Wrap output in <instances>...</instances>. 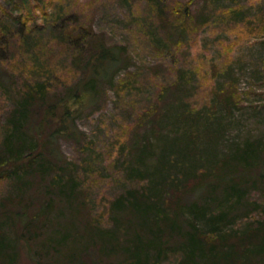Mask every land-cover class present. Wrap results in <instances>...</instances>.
Instances as JSON below:
<instances>
[{
	"label": "rangeland",
	"instance_id": "1",
	"mask_svg": "<svg viewBox=\"0 0 264 264\" xmlns=\"http://www.w3.org/2000/svg\"><path fill=\"white\" fill-rule=\"evenodd\" d=\"M91 35L120 47L121 63L77 113L76 140L59 139L63 163H53L65 170L49 165L23 189L0 179V221L24 207L32 216L54 200L40 232L37 223L0 227L18 251L15 264L126 263L124 242L156 227L138 207L117 219L116 202L125 197L147 207L169 203V216L181 206L179 227L161 235L160 264H207L199 253L186 255L194 228L197 236L231 234L223 246L237 249L231 264H264V251L244 258L248 242L237 240L264 218V184L256 181L264 174V0H0V141L30 84L45 82L48 102L68 99L85 75ZM246 147L250 162L240 157ZM236 169L243 205L232 213L223 198L232 184L220 181ZM59 173L74 183L70 198L47 186ZM207 202L206 219L229 216L209 225L192 209ZM104 234L113 237L106 251ZM63 235L73 254L68 243L51 249Z\"/></svg>",
	"mask_w": 264,
	"mask_h": 264
},
{
	"label": "trees",
	"instance_id": "2",
	"mask_svg": "<svg viewBox=\"0 0 264 264\" xmlns=\"http://www.w3.org/2000/svg\"><path fill=\"white\" fill-rule=\"evenodd\" d=\"M88 47H90L89 52H92V54L82 64L85 75L78 85L69 90L67 93L68 99H57L56 101L48 102L46 97L48 89L46 83L41 81H35L33 84H30L27 91L19 95L20 100H17L15 104V109L6 127L5 135L0 141V179H10L15 185L23 189L24 182H29V180L26 181L28 178H32L33 175L45 176L48 173L46 170H51L55 166L53 161L56 164L61 162L62 155L58 144L60 138L76 140V135L78 134L75 126L77 113H80L87 104H90L94 100V90L98 82L105 81L111 77L116 66L121 63L120 55L122 54V49L120 47H107L101 40L94 39V35H91ZM68 100H72V102ZM240 155L244 162H250L254 158V151L250 147H246ZM55 168L57 170H65L60 165H56ZM237 170L232 172L233 176H230L228 181H220V184L228 182L232 184L230 189L227 187L223 192V198L227 202L226 208H229L232 213L233 210L243 205V197H240L239 189H236V185L241 180L240 174H237ZM58 175L53 177L47 186L58 188L60 191L67 190L68 198H70L69 196L72 195L70 193L75 192L72 179L70 180V178L63 176L64 174L62 173ZM256 181L264 184V174H257ZM125 198L116 202L117 210L114 214L117 213V219L121 218V212L127 208H132V206L138 207L135 208L138 216L142 215V217H145L149 224L156 227V230L151 233L152 235H143L136 232V234L131 235V239L124 242L125 245L122 247V251H120L121 254H125L123 258L126 263L124 264H160L159 259L162 254L163 242V239H160L161 235L164 234L165 230H171V228L177 229L179 227L181 206L175 204V211L173 213L176 214L169 216L168 212H166L169 211V203L162 206L152 202L147 207L136 199H132L134 203L130 204L128 202L129 198ZM195 206L197 205H192V209L196 213V216H198V213L205 216L204 220L209 225L219 224L229 216L228 213L226 214L223 211L215 217L206 219V213L209 211L210 204L207 202L202 208H195ZM53 207L54 200L49 199L32 216L28 215L26 207L15 209L11 214L12 218H9V215L3 217L2 221H0V227L10 230V226H19L27 230L28 227L37 223V232H40L43 227L41 223L45 219L52 218ZM162 211L166 214L163 215ZM111 214H113L112 211ZM92 228L95 229V226H92ZM201 229L203 230V228ZM1 230L3 228H0V264H15L19 259L18 251L15 253L12 244L4 241L6 240V235ZM97 231L103 234L101 229ZM197 232L198 230L195 228L193 231L190 230V234L184 240L186 249L188 250L186 255L191 260L198 253L200 254L199 256L202 255L206 258L203 262L207 261V264H231V261L233 262V260L237 259V249L234 245L223 247L231 237V234L217 235L210 232L197 236ZM105 234L104 240L100 237L102 242H105L103 251L110 249L113 238L110 234ZM240 235H243L242 238L239 237L237 239L240 243L248 242L246 253H243L244 258L246 256L247 259H250V254H253L254 250L264 251V218L262 219V224L256 230L253 232L247 230ZM69 237V235L61 236L58 241L53 243L56 248H52L50 246L52 242L49 243V241H46V245L55 250V253H59L63 249V245L68 243L69 250H67V255L73 254L74 242L70 241L71 237ZM160 244L161 249L159 248ZM8 247L11 248V252L8 250ZM207 253H209L210 257H208ZM187 257L185 258L186 261ZM40 264L51 263L46 260Z\"/></svg>",
	"mask_w": 264,
	"mask_h": 264
}]
</instances>
